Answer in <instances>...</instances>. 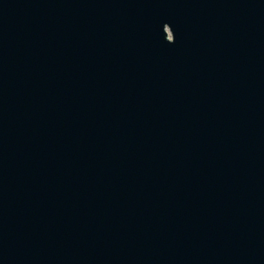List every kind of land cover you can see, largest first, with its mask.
I'll use <instances>...</instances> for the list:
<instances>
[{"label": "water", "instance_id": "1", "mask_svg": "<svg viewBox=\"0 0 264 264\" xmlns=\"http://www.w3.org/2000/svg\"><path fill=\"white\" fill-rule=\"evenodd\" d=\"M0 264H264V0H0Z\"/></svg>", "mask_w": 264, "mask_h": 264}]
</instances>
